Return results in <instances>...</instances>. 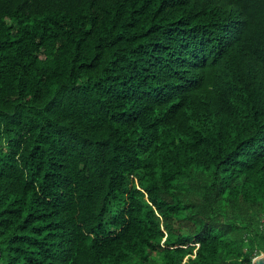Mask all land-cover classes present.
Instances as JSON below:
<instances>
[{
    "label": "trees",
    "instance_id": "1",
    "mask_svg": "<svg viewBox=\"0 0 264 264\" xmlns=\"http://www.w3.org/2000/svg\"><path fill=\"white\" fill-rule=\"evenodd\" d=\"M263 251L264 0H0V264Z\"/></svg>",
    "mask_w": 264,
    "mask_h": 264
},
{
    "label": "water",
    "instance_id": "2",
    "mask_svg": "<svg viewBox=\"0 0 264 264\" xmlns=\"http://www.w3.org/2000/svg\"><path fill=\"white\" fill-rule=\"evenodd\" d=\"M250 264H264V251L253 257Z\"/></svg>",
    "mask_w": 264,
    "mask_h": 264
}]
</instances>
